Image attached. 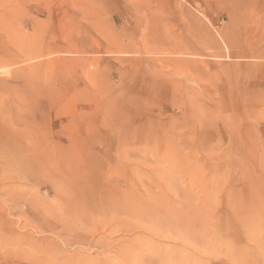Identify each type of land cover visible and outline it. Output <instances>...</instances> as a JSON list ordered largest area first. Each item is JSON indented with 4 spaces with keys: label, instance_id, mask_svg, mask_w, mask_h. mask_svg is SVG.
Returning <instances> with one entry per match:
<instances>
[{
    "label": "rangeland",
    "instance_id": "374dc122",
    "mask_svg": "<svg viewBox=\"0 0 264 264\" xmlns=\"http://www.w3.org/2000/svg\"><path fill=\"white\" fill-rule=\"evenodd\" d=\"M0 264H264V0H0Z\"/></svg>",
    "mask_w": 264,
    "mask_h": 264
}]
</instances>
